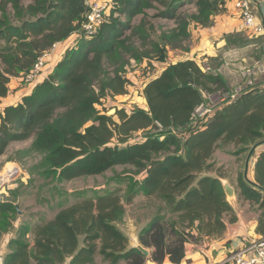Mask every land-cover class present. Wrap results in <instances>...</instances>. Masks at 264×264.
Instances as JSON below:
<instances>
[{
	"label": "trees",
	"instance_id": "1",
	"mask_svg": "<svg viewBox=\"0 0 264 264\" xmlns=\"http://www.w3.org/2000/svg\"><path fill=\"white\" fill-rule=\"evenodd\" d=\"M228 1L115 0L114 13L88 37L82 30L87 0H0V102L14 93L12 79L27 83L25 76L39 57L74 35L53 71L37 81L43 69L17 104L4 106L0 157L13 142L30 140L29 148L17 151L21 156H41L28 172L59 184L104 174L118 165L134 168L111 178L127 183L124 194L121 188L104 193L95 189L89 197L88 191H74L79 200L68 206L61 203L54 218L35 225L33 247L27 237L32 227L22 224L3 264H94L97 254L110 264H146L148 259L179 264L187 242L226 229L225 216L233 208L223 175L203 173L213 170L210 160L220 142L234 144L235 154H241L264 140V86L255 87L254 82L247 87L254 88L243 89L202 117L196 110L205 104L204 93L228 88L220 74L185 59L147 80L142 95L148 109L118 108L116 121L97 106L108 95L127 93L125 74L131 61L166 62L169 49L188 50L191 25H213ZM150 9L158 10L152 18L172 24L158 33L148 19ZM140 15V22L134 23ZM141 131L145 135L133 142ZM255 165V183L240 173L238 187L241 195L259 201L264 193V152ZM20 187L10 189L11 197H0V240L18 219ZM140 195L159 202L139 232L150 257L130 247L120 227L126 204Z\"/></svg>",
	"mask_w": 264,
	"mask_h": 264
},
{
	"label": "crops",
	"instance_id": "2",
	"mask_svg": "<svg viewBox=\"0 0 264 264\" xmlns=\"http://www.w3.org/2000/svg\"><path fill=\"white\" fill-rule=\"evenodd\" d=\"M250 2L252 11L256 14L258 21L264 26V0H250ZM190 30L191 37L188 42V50L169 49L170 52H168V59L166 62L154 63V65H156V67H154L156 69L155 73H159V70L161 71L170 63H175L179 60L194 59L206 69L208 68L207 70L220 74L228 87L230 84H233L231 87H236L235 84L238 85L244 80L251 79L252 75L245 76L246 72H252L255 70L256 74L264 76V68H260L262 67L261 65H264V62L259 61L258 63H247L250 57L247 53H251L249 50L251 48L258 50L264 45V34L252 36L246 33L247 31L244 30L242 21L234 7V0H229L227 2L226 11L215 16L213 25L202 27L200 25L192 24ZM73 39L74 35H72L65 43H58L56 48L50 51V55L46 58L47 65L44 68V72L37 78V81L42 80L46 75L53 71L55 64L61 59L67 49L71 47ZM257 68H260L259 70L262 71L259 72ZM252 74L254 75V71ZM255 78V83L257 84L255 87L264 86V81L257 82V77ZM13 82L14 81L12 80L10 87L11 89L16 87L17 91L0 102V113L5 105L17 104L22 97L29 92L26 88H20L18 83L16 84ZM252 88H247V90ZM118 96L124 97V95ZM135 102L136 104H139L137 101ZM228 145H232L231 152H229L230 150L228 149L226 152H221L219 157L216 149L212 156V161L215 164H224L227 158L231 159L234 163V170L231 169L230 171H227L229 175H225V173L223 175L221 173L223 176L220 177L223 183L229 181L235 189L234 196H227L233 211L225 216L226 229L221 232V234L214 236H201L198 241L187 242L185 246V257L179 264H223L229 257L242 252L246 246L253 241L264 238V193L262 199L259 201L251 200L241 195V190L238 187L240 173H243L244 177L245 174H247L249 179H245L255 183V164L258 157L264 152V143L256 147L252 155L250 154L252 149L248 152L235 154L237 150L236 146L234 144ZM223 158H226V160ZM231 173H233L232 176ZM203 174L211 176L219 175L218 170H211ZM233 179L235 182H231ZM58 212L59 211L48 220L54 218ZM42 217L43 216L40 215L39 221L36 223L34 221V223H41ZM22 222L21 225L25 223V220L23 223ZM35 224H29L32 229L27 237L31 247H33L35 242L33 232ZM145 224V222L142 224L140 220H137L132 222V227L134 226L133 228L135 231H131V233L125 231L129 237L130 247L141 244L139 240V228L141 230ZM14 225L15 226L12 230L4 234L0 240V253L3 254V257H5L10 251L9 242L16 237L18 229L21 226L19 219L16 220ZM122 230L124 231L123 228ZM194 233L196 234L197 232L194 231ZM0 264H3V261L0 262ZM31 264L37 263L32 261ZM94 264H110V261L105 260L101 254H97ZM120 264H127V262L122 260ZM146 264L175 263L171 262L169 259H166L163 263L148 259Z\"/></svg>",
	"mask_w": 264,
	"mask_h": 264
},
{
	"label": "rangeland",
	"instance_id": "3",
	"mask_svg": "<svg viewBox=\"0 0 264 264\" xmlns=\"http://www.w3.org/2000/svg\"><path fill=\"white\" fill-rule=\"evenodd\" d=\"M102 1H106L110 3L112 7L111 14H113L115 0H102ZM234 7H235V4H234ZM188 8L193 10L192 6ZM236 11L240 18L239 10L237 8H236ZM146 12H147L149 21L153 22L155 26L157 27L158 33H160V27L166 28L172 24L171 22L164 20L162 18H152V16L158 12V10L156 9H150V10H147ZM114 15L118 16V13H115ZM142 17L143 15H140L137 18H135L134 23H139ZM244 30L247 31L246 32L247 34L251 35V33L248 30L246 29ZM1 44H3V41H0V45ZM249 52L251 53H247L250 55L247 63L252 64V63H258L259 61L264 62L263 46L258 50L251 48ZM153 62L158 63L157 60H154ZM153 62H151V60L149 59H145L139 63H137L134 60L131 61V64L128 67V71L125 74L126 77L128 78L127 93L124 94V97H121L118 95L115 97H111L108 95L107 97L102 99L101 104L98 105L97 107L100 110H106L108 114L113 115L116 121L117 120L119 121V118L116 115V110L118 108L124 107L129 112L136 107L147 109V103H146L147 100L145 96L142 95V91H143L144 85L147 82V80L150 77L157 75V73H155L156 69L153 67ZM1 63L2 62L0 60V68L3 67ZM261 66L262 67L260 68H264V65H261ZM260 68H257V70H259ZM253 71H254V75L252 74L251 79L254 85H255L254 82L256 81L255 77H257V82L264 81V76H259V74H256L255 70ZM261 71L262 70H259V72ZM158 72L160 73V70ZM12 80L14 81L13 83H16V84L18 83L20 85L19 86L20 88L22 89L26 88L27 91H30L32 89V86L34 83L32 82L31 84L28 85L27 83H24V82L21 83L17 79H12ZM247 80L242 81V83L238 85L235 84L236 87L235 86L231 87L233 86V84H230L229 87L227 86V88L230 92L240 88V93H241L243 89H247L246 87L253 86L252 84L250 85L249 81ZM13 89H15L14 93H16L17 91L16 87ZM204 96H205V103H206L205 106H209L210 108L215 107V106L219 107L220 105H223L225 103L224 100L223 101L221 100L222 96H221V93H219V91L213 94L204 93ZM135 101H137L139 105L136 104ZM196 111L200 113L202 117L205 116L204 114L205 109L203 107L199 106ZM195 119L196 118H194V121ZM143 135H145V132L143 131L138 132L137 134H134L133 142H135L137 138L142 137ZM221 143L222 142L219 143L220 146L217 148L219 157L221 155V152H226L228 149L230 150L229 152H231V149H232V145L231 146H229L228 144L223 145ZM30 145H31L30 140L13 142L11 146L9 147V149L7 150V152L0 157V175L5 173L6 172L5 170H7L9 166L11 165H16L20 168L19 170L20 172L17 173L15 177H10L5 187L2 189L3 194L1 196L2 200L4 198L6 199L8 196L11 197L10 189H16L19 186H21L19 188L20 191L16 199V204L18 205L17 207H19L18 219L20 221V225L22 221L24 222V220L26 223L28 222L29 224L31 223V225L35 224L36 222L39 221L40 215L43 216L41 219V222L47 221L49 218L53 217L55 213L59 211L62 206H68L74 203L75 201L79 200V197L75 195V193L77 192H74L76 190L77 191L79 190L88 191L87 192L88 197L93 195V190L95 189L100 190L101 193H104L106 190L111 191V190H116L117 188H121L122 193L124 194L127 183L126 182L120 183L116 180H112L111 178H113L117 174H124V173H127V171H133L134 169L130 165H118L115 168L108 170L104 174L81 177V178H77V179L59 184L55 182L54 180H52V178L47 179L46 177L40 176L37 173L34 175H31L28 172V169L30 170L33 167V165H35L41 160V156L38 154L21 156L17 153V151L25 150L29 148ZM223 159L226 160V158H223ZM227 160H231V159L227 158ZM227 160L224 164L216 163L212 171L218 170V173L221 172L223 175L224 173L225 175H229L227 171H230L231 169H233L234 163L232 160L231 161H227ZM232 175L233 173H231V176ZM226 182H229V181H226ZM231 182H235V180L233 179ZM7 187H9L10 189H8ZM61 203H62V206H60ZM158 203L159 202L155 198H152L150 200L146 196H143V195L135 198V200L132 203L126 204L127 212L124 216L123 222L120 224V227L124 229V232L126 231V232L131 233V231L132 232L135 231L133 228L134 226L132 227V222L140 220L142 224L143 222L147 224L153 212L156 210V206L158 205ZM139 231H140V228H139Z\"/></svg>",
	"mask_w": 264,
	"mask_h": 264
},
{
	"label": "built area",
	"instance_id": "4",
	"mask_svg": "<svg viewBox=\"0 0 264 264\" xmlns=\"http://www.w3.org/2000/svg\"><path fill=\"white\" fill-rule=\"evenodd\" d=\"M234 4L235 8L239 10V15L242 19L244 29L248 30L252 36L264 34V26L258 21L256 14L252 11L250 0H234ZM87 6L89 7V11L87 13V20L82 26V30L88 37H93L98 33L99 28L110 15L112 7L108 2L102 0H87ZM57 45L58 43L55 44L52 49L56 48ZM50 51L44 52L43 55L37 60L32 71H30L25 76V81L27 83H31L40 75L41 71L46 65V58L50 55ZM246 75H252V72H247ZM248 81L250 85L253 84L252 79H249ZM219 93H221L222 96L221 100L226 102L228 99H234L238 97L240 94V88L231 92L228 89L227 91L222 90L219 91ZM205 105L206 103L200 105V107L205 109L204 114L212 113L215 109L214 107L210 108L209 106ZM198 114L201 115L200 113ZM19 170L20 168L18 167V170L14 172L11 177H15L17 173L20 172ZM8 181L9 179L4 180L0 175V197L3 192L2 189L5 187ZM9 187L7 188L10 189ZM3 259L4 257L0 253V262H2ZM223 264H264V238L253 241L248 246H246L242 252L229 257Z\"/></svg>",
	"mask_w": 264,
	"mask_h": 264
},
{
	"label": "water",
	"instance_id": "5",
	"mask_svg": "<svg viewBox=\"0 0 264 264\" xmlns=\"http://www.w3.org/2000/svg\"><path fill=\"white\" fill-rule=\"evenodd\" d=\"M155 127H156V129L159 128L158 125H156ZM262 143H264V140H262V141L256 143V144L253 146L252 150L250 151V154L252 155V153H253V151L256 149V147H258V146H259L260 144H262ZM249 157H250V155H249ZM245 178H246V179H249L247 174H245ZM224 186H225V191H226L227 196H229V197H230V196H234V194H235V189H234V187H233L229 182H225V183H224ZM137 247H138L139 249H141V250L143 251V253H144L146 256H150V250H149V249L145 248V247H144L143 245H141V244H138Z\"/></svg>",
	"mask_w": 264,
	"mask_h": 264
},
{
	"label": "bare ground",
	"instance_id": "6",
	"mask_svg": "<svg viewBox=\"0 0 264 264\" xmlns=\"http://www.w3.org/2000/svg\"><path fill=\"white\" fill-rule=\"evenodd\" d=\"M18 170V167L16 165H11L6 170L5 173L1 174V177H3L4 180L10 179L11 175Z\"/></svg>",
	"mask_w": 264,
	"mask_h": 264
}]
</instances>
